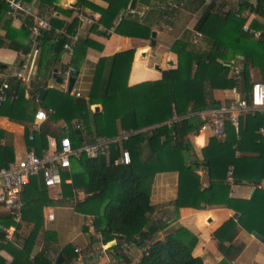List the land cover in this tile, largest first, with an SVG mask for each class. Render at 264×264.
I'll return each instance as SVG.
<instances>
[{
  "label": "trees",
  "instance_id": "1",
  "mask_svg": "<svg viewBox=\"0 0 264 264\" xmlns=\"http://www.w3.org/2000/svg\"><path fill=\"white\" fill-rule=\"evenodd\" d=\"M107 1V9L84 0L80 4L98 11L102 15L100 23L106 29L115 27L114 32L123 36L143 40L151 38L152 27L136 19L124 18L115 24L119 13L127 9L131 0ZM155 1L151 3L148 0L147 3L151 5V15L157 16L159 20L163 19L165 13L171 16L183 7L194 12L203 10L195 30L196 33L205 32L204 35L209 38L207 48L200 47L194 40L188 44L178 41V67L164 71L161 80L129 85L134 49L100 59L88 97H72L50 89L44 101L38 102L40 90L46 85L35 79L31 84L30 98L25 101V87L21 81L10 80L9 96H18V99L5 103L0 114L25 127L27 144L35 148L39 155L48 147L49 139L57 142L63 135L57 127L59 122L71 128L74 122L82 124L81 131L73 130L70 134L74 144L79 146L88 142V138L82 136L85 133L96 137H114L121 132L136 134L122 146L130 151L131 165L115 164L120 156L121 148L118 145L111 147L108 157L89 159L83 155L72 161L71 171L64 175L65 179L71 178L72 183L62 185L61 197L56 200L51 199L41 178H34L22 196L24 207L19 224H15L9 213L0 211V224L5 228L15 226L17 231L13 239L21 241L20 246L10 241L5 243L6 233L0 232V253L6 250L13 256L12 262L8 263L0 254V264H54L45 252L33 257V251L44 228V208L55 205H72L77 213L93 217L95 233L108 242L116 240L112 249L133 243L144 250L139 264H204L202 258L193 256L197 238L188 229L182 227L162 240L156 239L163 225L152 223L149 217L156 209L151 204V184L155 175L172 170L180 173L179 197L173 204L176 218L182 207L196 206L201 209L200 204L224 206L239 213L238 222L231 219L222 228L231 231L227 238L229 245L223 243L220 246L225 263L236 259L242 252V247L234 244L238 224L249 232L258 231L264 236V191H257L250 200L236 199L230 196L231 186L227 183L229 173H232L235 183L264 180V137L258 133L264 125V116L257 114L246 117L238 131L227 125L225 138L215 136L210 140L203 150V166L208 171L209 188H202L200 177L195 173L199 164L188 163V157L194 150L190 136L197 135L202 125L199 117L189 115L211 106L220 107L222 102L215 99V90L238 88L244 93L252 83V68L258 67L264 80V0H257L255 4L239 0L238 10H234L237 7L229 9L224 17L214 12L217 0H212L213 4L208 7L205 6L206 0ZM218 1L225 6L228 4L227 0ZM38 2L39 10H42L44 7H54L56 0ZM162 5L164 9H161ZM246 10L260 19L254 26V30L260 33L258 38L250 30H244L247 19L237 17V14ZM7 11V5L0 0V25H4L6 30L5 36L0 37V48L6 45L22 54L30 53L31 42L17 41L9 28L11 19L4 21ZM214 15L220 20L209 21V17ZM28 19L26 30L18 31L25 39L29 37V27L33 25L32 19ZM49 22L52 30L36 40L40 47L39 66H44L47 72L51 67L60 65L64 46L69 41L66 36L57 35L56 29L66 28L74 34L79 23L75 20L67 26L56 18ZM103 35L108 37L107 34ZM91 44L90 40L79 42L75 47L74 60H78ZM99 48L102 49V46ZM238 57L242 58L241 79L230 75L231 69L227 66ZM141 60H136L135 67ZM94 105H102V112L94 113ZM40 107L49 113V119L30 141V126ZM174 112L186 117L172 126L165 125ZM5 137L6 132L0 130V169L14 161L13 148L2 144ZM79 193H84L86 197L79 200ZM195 201L199 203L193 204ZM101 204H104L102 215ZM23 224L32 226L27 237L20 233ZM83 231L88 233L89 229L85 226ZM43 236L49 242L57 238V233L48 230L44 231ZM60 253L63 264L78 260V254L71 244Z\"/></svg>",
  "mask_w": 264,
  "mask_h": 264
},
{
  "label": "crops",
  "instance_id": "2",
  "mask_svg": "<svg viewBox=\"0 0 264 264\" xmlns=\"http://www.w3.org/2000/svg\"><path fill=\"white\" fill-rule=\"evenodd\" d=\"M81 0H64L63 6L60 7L54 4V7H44V9L38 10L40 14L46 19L50 20L56 18L69 26L74 23L75 20H78L77 33L78 41L76 45L85 40H90L91 45L86 49V52L78 57V60L73 59V65L78 69L79 75L76 76V81L74 84V89L82 93L83 97H88L97 69V64L101 58L110 57L115 54L122 53L127 50L134 49L135 57L132 65V71L129 77V85L134 86L136 84L145 82V81H157L161 80L163 72L166 70L177 69L179 64V56L177 51L176 43L178 41H183L188 44L193 41V37L196 33L195 27L201 18L203 10L194 12L188 7H183L177 11L174 15L168 16L164 15L163 19H158L157 16L151 15L150 4L147 3L148 0H137L136 12H139L143 15L141 19L138 20L141 24H147L152 27V32L157 33L156 45L155 47L150 46L149 40L137 39L133 37H127L114 32L115 27L106 29L100 23L102 15L92 9L91 7L84 6L80 4ZM83 1V0H82ZM96 7L101 9H107L109 3L107 0H84ZM250 3L255 4L257 0H248ZM24 2H32L24 1ZM151 3H156L155 0H150ZM228 4L225 6L220 1H216L214 7V12L219 16H226V13L229 9L235 8L238 10L240 7L239 0H227ZM39 3V2H38ZM131 3V1H130ZM129 3V5H130ZM173 5V2H170ZM211 4L205 3V6H211ZM37 9H39L38 4H36ZM163 7V8H162ZM161 9H164L162 5ZM129 10L122 9L119 13L115 24L117 25L122 19L128 18L126 16ZM123 13L125 15L123 16ZM158 15V14H156ZM214 15L209 17V21L212 19L220 18ZM242 17L247 19V23L244 28H250L253 26V29L250 28L252 34L255 32L254 26L258 22L259 17L255 14L249 13V11H243L242 14H237V17ZM82 17V20H80ZM10 20L6 15L5 20ZM29 19L23 15L18 16L9 21L10 30L13 37L22 43L31 42L32 50L28 54H22L20 52L10 49L6 45L0 48V71L2 75H8L17 69L24 68L33 69V78L32 80H27L22 82V85L25 87V101L30 98V88L31 84L35 79H38L40 83L45 84L43 88L50 90V80H53L54 70L57 69L58 74L63 79V67L68 61V57H63L65 54H62V60L58 67H51V71L48 72L45 70V67L39 66V55L40 47L34 40L31 27H29V37L27 39L19 35V30H26L28 27ZM26 22L28 25H26ZM213 22V20H212ZM224 23V21H222ZM3 24H5L3 22ZM209 30V29H208ZM217 32V30H215ZM216 32L214 34H216ZM201 33V32H200ZM259 33V32H258ZM6 30L4 25H0V37L5 36ZM103 34H107L108 37H105ZM203 37L198 40L197 44L201 47L207 48L209 38L206 37L205 32L201 33ZM205 34V35H204ZM213 34V35H214ZM254 35V34H253ZM257 38V37H255ZM206 43L204 44L203 42ZM9 42V41H7ZM203 43V44H202ZM102 46V49L99 48ZM66 56V55H65ZM152 57H155L156 61L150 66L149 61ZM142 58V60H141ZM141 60L139 65L135 67L136 60ZM241 57H238L235 62L236 66L241 65ZM234 61V60H233ZM231 61L230 63H232ZM230 64L227 66L229 67ZM14 66V67H11ZM159 66L160 70L156 68ZM197 64L195 68H197ZM231 69V68H230ZM251 82L260 81L264 83L261 71L258 67L252 68L250 70ZM230 75H232V69L230 70ZM26 76V75H25ZM209 77L207 73L206 78ZM64 81V80H63ZM56 82V81H55ZM59 85V84H58ZM64 92L66 84L60 85ZM48 93V92H47ZM233 89L229 90H215L214 97L216 100L222 102V105L227 104L231 99H233ZM18 99V98H17ZM15 99V101L17 100ZM38 102L39 95H38ZM96 107H99V112H95ZM40 109H42L40 107ZM39 110V109H38ZM94 113H101L103 108L102 105L92 106ZM64 122H59L57 127L62 126ZM0 130L6 132V137L2 141V144L10 146L14 151V160L24 156L26 151L31 148L27 144L25 127L21 124L11 121L8 117L0 114ZM197 135H191L190 141L194 145V150L191 151L188 157V163L197 162L199 164L196 174L200 177V182L203 189L209 188L210 179L207 169L203 166L204 157L203 150L209 145L210 140L215 137L212 132L207 131ZM201 134V135H200ZM225 138V137H224ZM202 142H201V141ZM227 183L231 186L230 196L232 198L241 199V200H250L254 197L256 192L259 190L264 191V180L258 182L259 185H252L248 182L235 183L232 179L227 180ZM180 192V173L177 170H172L168 172L158 173L152 180L151 184V204L156 208L154 213L149 214V217L152 223L156 222L158 225L162 224L163 228L160 232L157 233L156 238L162 240L167 235L173 234L178 231L180 228L184 227L188 229L196 238L197 242L193 250V256L202 258L204 264H264V243L260 242L253 236V232H257L263 238V234L258 231L249 232L244 229L240 224L236 226L237 235L234 240V244L242 247V252L240 255L230 261L225 263V256L220 251L221 244L227 242V238L230 235V230H223V226L231 219H234L238 222L239 213L235 212L232 209H229L224 206H209L201 205V209L192 207H182L179 210L178 218L175 217V206L174 202L178 199ZM53 195V193H50ZM86 197L84 193H79L78 199L83 200ZM262 196H260L261 201ZM55 200L54 198H51ZM198 201H195L193 204H198ZM261 203V202H260ZM72 206H62L61 208L66 211L71 210L69 208ZM262 207V206H261ZM49 210H54L52 207L44 208V219H45V231H54L57 233V238H53L51 241L46 242L44 236L38 239L37 244L33 251V257L37 256L42 251L56 264V261L59 256H62L60 253L62 249L71 244L75 250L79 249L80 253L78 257L86 259V264H139L140 259L143 257L144 250L140 249L135 244H126V247L119 249H112L116 245V240L109 241V248L106 250V254L101 252L97 247L96 241L99 240L97 237L98 234L95 233L93 224V218L90 216H80L77 218V214L73 215L74 221H77L78 232L74 234L72 238H66V233L70 229V223L72 219L70 218L69 223L65 220L57 221V215L55 214V220L53 222L46 221V213ZM2 212V211H1ZM55 213V212H54ZM62 214V213H61ZM166 220H170L167 223H164ZM75 224V223H74ZM25 227H32L26 226ZM89 229L88 233L83 231V227ZM77 227V226H76ZM77 230V228H76ZM222 230V232H221ZM220 231V232H219ZM21 233V231H20ZM93 236L97 238H93ZM24 237V236H23ZM86 237V238H85ZM17 245H21L20 240H11ZM102 248V247H101ZM103 247L102 249H104ZM97 250H99L97 252ZM1 256L7 260L8 263L12 262L13 256L6 250L1 251ZM64 262V260H63ZM121 262V263H120ZM80 262L74 261L72 264H79ZM83 264V263H81Z\"/></svg>",
  "mask_w": 264,
  "mask_h": 264
},
{
  "label": "built area",
  "instance_id": "3",
  "mask_svg": "<svg viewBox=\"0 0 264 264\" xmlns=\"http://www.w3.org/2000/svg\"><path fill=\"white\" fill-rule=\"evenodd\" d=\"M7 5V16L10 19H14L18 16H25L32 19L33 25L31 32L34 40L45 37V33L52 30V26L49 20H46L38 11L36 4L38 0H32V2H24L19 0H3ZM205 3L211 4L212 0H206ZM82 20V17H80ZM245 31L250 28H244ZM56 34L60 36H66L69 41L64 46L63 57H68L66 65L63 67V80L66 84L64 93L69 94L72 97H83L82 93L73 89L69 91V80L71 77L79 75L78 69L73 65V59L75 58V47L78 41V33H69L66 28L56 29ZM255 37H259L260 33H253ZM203 35L198 32L194 35V41L200 40ZM17 69L8 75H2L0 71V109L9 100H15L18 96L10 97L9 90L11 88L10 80L17 79L22 82H26L25 69ZM229 67L232 69V75H235L237 79H241V70L239 66H236V62L230 63ZM233 99L227 104L221 105L218 108L211 106L210 108L190 114L189 116L199 117L202 125L199 133L210 131L214 136L219 138L225 137L226 126L230 125L236 131L239 130L242 120L248 116H256L257 114L264 116V83L255 81L251 83L250 87L242 93L238 88H233ZM52 113V111H50ZM188 116V117H189ZM186 117V116H185ZM185 117L179 116L176 112L173 113L172 118L164 123L165 125L172 126L173 123L181 121ZM49 113L43 109L37 110L34 115V120L30 126L31 136L30 141L34 139L33 134L40 132L42 126L48 121ZM62 136L56 141L49 139L48 147L42 150L39 155L35 148H29L24 156L16 158L7 167L0 169V211L7 212L12 217L15 224L21 222L22 209L24 202L22 199L25 189L31 184L34 178H41L44 186L49 193H53L55 200L61 197L62 185L64 183H72V179H65L64 175L71 171L72 161L80 159L83 155L89 159H95L100 156L108 157L113 145H118L120 149V156L116 159V165L128 166L132 163V156L130 151L124 149L123 143L129 141L136 132H121L114 137H96L90 136L85 133L83 137L88 138V142L82 145H75L70 134L73 130H82V124L74 122L71 128L66 123L62 126ZM198 133V134H199ZM259 134L264 137V125L259 129ZM232 173H229V180L232 181ZM46 221L53 222L55 220L54 210H49L46 213ZM16 227L11 226L5 228L0 224V232H5L6 242H11L16 235ZM106 248L102 252L105 255ZM76 253H80V250H75ZM78 262L82 263V258L78 257Z\"/></svg>",
  "mask_w": 264,
  "mask_h": 264
},
{
  "label": "rangeland",
  "instance_id": "4",
  "mask_svg": "<svg viewBox=\"0 0 264 264\" xmlns=\"http://www.w3.org/2000/svg\"><path fill=\"white\" fill-rule=\"evenodd\" d=\"M251 29H253V26L252 27H250ZM194 39V38H193ZM199 39H201V38H199ZM204 44L206 43V41L205 42H203ZM202 43V44H203ZM202 47V46H201ZM204 48V47H203ZM155 61H156V59H155V57H152L151 58V60L149 61V64H150V66L152 65V64H154L155 63ZM76 66V65H75ZM241 66V65H240ZM11 67H14V66H11ZM33 69H27L26 71H25V77H26V79L27 80H32V78H33ZM50 89H53V90H57V91H63V89L61 88V86L60 85H58L55 81H53V80H50ZM59 128L62 130V128H61V126H59ZM53 197H55V196H53V195H51V198H53ZM61 202V201H60ZM59 202V203H60ZM58 203V202H57ZM106 203V202H105ZM102 205V204H101ZM70 206H72V205H70ZM103 206H104V204L101 206V209H100V214L102 215V212H103ZM62 207V205H55L54 207H52L53 209H54V212H55V214L57 215V218H56V222L59 220V221H64L65 220V222H67V223H69V220H70V218L72 219V223H70L71 225H70V229L67 231V233H66V238H72L73 236H74V234H76L77 232H78V225L76 224L77 223V221H74V216L73 215H75V214H77L78 216H77V218H79L82 214H80V213H77L76 211H75V209H74V211L73 210H71L72 209V207H70L69 208V210H71V212L70 211H66V214H65V212H64V209H62L61 208ZM74 208V207H73ZM62 213V214H61ZM82 216H84V215H82ZM86 217V216H85ZM91 217V216H90ZM93 218V217H92ZM76 220V219H75ZM64 223V222H63ZM75 223V224H74ZM26 225V224H25ZM27 226V225H26ZM77 226V227H76ZM76 228H77V230H76ZM31 229H32V227H30V228H28V227H25V226H23L22 227V229H21V236H25V237H27L29 234H30V231H31ZM44 231H45V224H44V228H43V230H42V232H41V234H40V238H41V236L44 234ZM95 231V230H94ZM98 238H99V240L98 241H96V245H97V247L100 249V251L102 250L103 251V247H105L106 249H110L109 248V242L105 239V238H101V235L99 234L98 236H97ZM97 237H95V236H93V238H97ZM86 238V237H85ZM156 239H158V238H156ZM102 247V248H101ZM99 250H97V252H98ZM101 251V252H102ZM121 263V262H120ZM79 264H81V263H79ZM122 264V263H121ZM126 264V263H125Z\"/></svg>",
  "mask_w": 264,
  "mask_h": 264
},
{
  "label": "water",
  "instance_id": "5",
  "mask_svg": "<svg viewBox=\"0 0 264 264\" xmlns=\"http://www.w3.org/2000/svg\"><path fill=\"white\" fill-rule=\"evenodd\" d=\"M63 1L64 0H56V5L62 7L63 6ZM136 5H137V0H131V3L129 5V10L126 14V16L128 18H132V19H141L143 17V15L139 12H136ZM125 15V13H123V16ZM156 37H157V33L155 31L152 32L151 34V41H150V46L151 47H155L156 45ZM157 69L160 70L159 66H156ZM53 79L56 81L57 84L59 85H64V81L62 79V77L58 74V71L57 69L54 70V73H53ZM75 81H76V78L75 77H71L70 80H69V91L73 89V86L75 84ZM47 92H48V89L47 88H42L40 90V93H39V101H43L47 95ZM95 109V112H99V107H96L94 108ZM241 183V182H239ZM249 184H252V185H256L258 186L259 183L258 182H248ZM170 220H166L164 223H167L169 222ZM253 236L259 240L260 242L264 243V238L259 235L257 232H253ZM63 256H59L57 261H56V264H63ZM82 263L83 264H86L87 263V260L86 259H82Z\"/></svg>",
  "mask_w": 264,
  "mask_h": 264
}]
</instances>
